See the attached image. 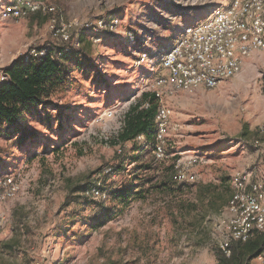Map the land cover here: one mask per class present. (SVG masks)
<instances>
[{"label":"rangeland","instance_id":"374dc122","mask_svg":"<svg viewBox=\"0 0 264 264\" xmlns=\"http://www.w3.org/2000/svg\"><path fill=\"white\" fill-rule=\"evenodd\" d=\"M218 1L47 0L55 7L50 15L0 18V75L32 49L67 45L80 48L101 78L75 69L66 88L52 97L67 106L65 116H70L62 137L53 118L49 130L34 115L55 114L50 105L32 111L27 120L40 138L25 145L35 151L30 159L12 138L0 135L8 162L0 166V176L20 180V191L2 204L0 264H216L231 175L264 171V146L255 144L264 124V49L245 58L240 72L214 88L163 96L171 127L165 156L157 161L159 172L194 155L195 179L171 184L172 193L152 191L134 199L111 217L103 211L111 206L110 188L126 181L133 166L132 152H126L131 145L111 144L123 113L152 88L161 72L160 49L185 25L206 18ZM98 18L118 22L104 30L96 25ZM63 25L68 43L57 32ZM44 144L46 152L41 151ZM86 183L99 186V192L74 191Z\"/></svg>","mask_w":264,"mask_h":264},{"label":"built area","instance_id":"2783aa9c","mask_svg":"<svg viewBox=\"0 0 264 264\" xmlns=\"http://www.w3.org/2000/svg\"><path fill=\"white\" fill-rule=\"evenodd\" d=\"M54 11L55 7L47 0H0V18L3 19L18 20L32 14L50 15ZM117 22L116 18H98L96 25L111 30ZM84 25L88 27L90 24ZM67 27L63 25L57 29L60 41L64 43L70 41ZM128 38L133 41L134 36L129 33ZM262 49L264 0H219L206 18L185 25L179 36L160 49L157 63L161 72L154 77L150 89L159 100L155 117V145L152 150L156 159L165 156L166 140L171 127V110L162 104L163 96L180 90L193 92L198 88H214L240 72L245 58ZM47 50L46 47L32 49L24 57L28 60L43 56ZM69 50L70 46L65 45L56 48L54 54L60 56ZM4 79L6 76L2 71L0 81ZM255 144L264 146V124ZM196 162L194 155H188L183 164L176 162L172 172L173 180H194L195 174L191 168ZM19 191L20 180L16 176H0V228L4 224L2 204ZM89 192L98 193L99 187L94 186L86 191ZM226 212L227 218L222 222L225 234L218 248L229 255L232 242L246 241L256 233L264 234V171L240 170L231 175ZM253 259L264 264V247Z\"/></svg>","mask_w":264,"mask_h":264},{"label":"trees","instance_id":"16d2710c","mask_svg":"<svg viewBox=\"0 0 264 264\" xmlns=\"http://www.w3.org/2000/svg\"><path fill=\"white\" fill-rule=\"evenodd\" d=\"M62 47L49 48L45 55L28 60L22 55L3 70L6 79L0 81V135L12 138L13 145L24 153L27 159H30L35 151L31 148L26 149L25 145L33 146L40 138L39 130L30 126L27 119L36 115L45 129L52 130L53 118L56 123L55 130L59 133L58 136L62 137L67 130L66 122L68 123L70 116H65L67 106L56 104L52 97L66 88L75 69L81 70L84 76L90 74L95 80H101L96 66L80 48H70L60 56L54 54L56 48ZM48 105L56 111L55 114L41 115L37 112L31 116L32 111H36L38 107ZM158 107L159 100L155 94L150 90H144L123 113L119 130L111 144L126 149L125 146L129 143L131 148L126 152H132L130 159L133 166L126 172V181L110 188L108 196L111 206H107L103 211L105 217L117 214L134 199H143L152 191L172 193L176 189L171 185L178 183L172 178L174 165H168L165 168L166 172L160 174L158 159L152 153ZM139 136H142L143 140H140ZM48 149L46 144L41 147L42 152ZM3 156L0 151V166L8 163L4 161ZM127 159V155L123 157L118 170L123 169V162ZM156 177L158 179H155ZM88 189L90 185L86 183L76 186L74 191L84 193ZM263 247L264 234L256 233L246 241L232 242L229 246V255L219 248L216 249V264H251ZM103 264L116 263L110 260Z\"/></svg>","mask_w":264,"mask_h":264},{"label":"crops","instance_id":"0c3cea01","mask_svg":"<svg viewBox=\"0 0 264 264\" xmlns=\"http://www.w3.org/2000/svg\"><path fill=\"white\" fill-rule=\"evenodd\" d=\"M209 11H210V9H209ZM205 15H206V13H205ZM204 19V18H203Z\"/></svg>","mask_w":264,"mask_h":264},{"label":"water","instance_id":"95a60500","mask_svg":"<svg viewBox=\"0 0 264 264\" xmlns=\"http://www.w3.org/2000/svg\"><path fill=\"white\" fill-rule=\"evenodd\" d=\"M6 68H8V67H6Z\"/></svg>","mask_w":264,"mask_h":264}]
</instances>
